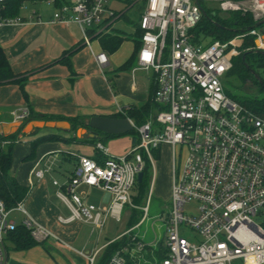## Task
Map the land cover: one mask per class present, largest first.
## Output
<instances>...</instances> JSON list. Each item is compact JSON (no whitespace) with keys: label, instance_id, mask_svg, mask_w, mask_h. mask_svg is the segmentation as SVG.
I'll use <instances>...</instances> for the list:
<instances>
[{"label":"built area","instance_id":"built-area-1","mask_svg":"<svg viewBox=\"0 0 264 264\" xmlns=\"http://www.w3.org/2000/svg\"><path fill=\"white\" fill-rule=\"evenodd\" d=\"M5 1L0 0V11ZM108 1L46 3L58 5L54 22L75 23L90 47L91 30L106 33L100 28L111 26L116 18L107 9ZM120 1L145 5L137 27L141 34L136 38V62L140 69L154 74L155 110L141 125L130 120L138 142L125 155L115 156L97 143L95 158L79 156L71 178L64 184L53 182L59 189L57 197L71 213L68 218L59 217V222H82L103 230L108 219L121 221L124 209L133 206L131 193L139 174L144 175L148 164L153 168L155 151L169 146L171 205L163 221L167 256L160 264H264V117L232 100L225 89L245 35L206 43L194 33L204 17L205 1L218 2L225 12L251 15L257 24L264 21V0ZM106 12L108 18L103 19ZM21 22V17L4 18L0 14V27ZM261 28L248 33L258 42L254 48L257 52H264ZM93 54L100 67L108 64L106 53ZM28 117L29 110L25 109L15 119L25 122ZM44 159V167L34 173L39 180L51 174L55 166L51 155ZM82 186L105 192L111 203L107 207L86 205V195L78 193ZM192 202L198 205L197 214L188 216L185 206ZM142 210L146 217L148 204ZM14 212L25 215L20 225L36 243L52 237L29 217L22 202L9 209L0 199V264L8 262L7 237L19 225L11 218ZM183 228L190 229L195 238L186 237ZM136 239L133 236V253H141L146 245ZM124 253L117 252L108 264H127ZM89 264H94V257Z\"/></svg>","mask_w":264,"mask_h":264},{"label":"crops","instance_id":"crops-1","mask_svg":"<svg viewBox=\"0 0 264 264\" xmlns=\"http://www.w3.org/2000/svg\"><path fill=\"white\" fill-rule=\"evenodd\" d=\"M51 6L53 9L45 13L41 10L21 13L23 22L0 27V48L15 76L13 80L0 84V123L15 122L16 115L28 109V119L67 121L72 126L70 133L43 129L33 135L17 136L10 174L28 189L22 203L29 217L50 231L52 237L45 243L21 249L8 236L7 264H89L91 257H94V264H102L107 246L117 239L100 245L102 230L93 225L60 223L59 217L68 218L71 213L57 197L59 189L53 182H58L57 177L61 176L66 180L63 184L66 183L75 171L79 156H97L95 145L89 138L72 140L78 138L77 131L83 129V125L86 126L92 117L122 118L120 114L147 106H152L150 117L155 110L153 95L157 84L151 71L137 65L136 38H128L117 51L110 53L104 50L94 34L90 35L93 39L89 47L75 23L53 21L58 5ZM99 52L108 57V64L103 68L93 54ZM127 62L131 65L123 69ZM21 79L26 80L23 89L14 82ZM51 135L63 141L42 143L32 153L35 141ZM120 136L101 134L97 140L108 146L113 155L123 156L132 148L133 138L119 149L111 140ZM86 145L91 146L92 153L85 152ZM50 155L55 159L53 171L42 180L36 179L34 173L44 167V158ZM60 157L63 166L57 167ZM70 161H73L74 169L69 173L65 166ZM169 175L172 187V167ZM78 193L86 195V199L91 195L98 197L99 207H107L112 200L105 192L86 186L80 187ZM24 219L23 215L21 222L17 223L20 225ZM97 233L96 239L94 235ZM132 254L140 255L133 251Z\"/></svg>","mask_w":264,"mask_h":264},{"label":"trees","instance_id":"trees-1","mask_svg":"<svg viewBox=\"0 0 264 264\" xmlns=\"http://www.w3.org/2000/svg\"><path fill=\"white\" fill-rule=\"evenodd\" d=\"M47 1L49 0H6L4 3L5 7L0 11V14L4 18H17L20 17L22 7L26 2L37 3ZM203 9L206 13V16L203 17L201 23L194 31L195 35L199 39H201L202 42L211 43L215 40L227 42L239 35H245L243 44L239 49L240 54L233 59L232 69L227 74L225 80L226 94L232 100L245 107L247 110L253 112L258 116L264 117V96L258 97L255 95H231L226 88L228 76L232 75L235 78L241 79L248 88L257 86L258 88H260V91H264V82L258 83V81L251 73V70H253L251 62H256V58L260 57L259 52L254 50L256 46V38L248 34L249 29L254 28L256 23L253 21L252 16L248 14L242 15L240 13H232L230 18L222 20L216 15L213 16L204 7ZM93 33L94 30L90 32V35H93ZM103 34L104 35L99 37L100 43L104 50L110 53L117 51L121 44L129 38L125 32L120 30H114V32L112 33ZM140 34L141 33L139 29H137V37H140ZM244 56L245 59L243 60ZM235 59L236 62L234 63ZM130 65V62H127L123 66V69L129 68ZM14 78L15 76L10 69L6 56L4 55L3 50L0 48V84L9 82ZM14 82L19 84L23 89L26 80L21 79L15 80ZM151 111L152 106H147L142 109H131L126 114H120V117L123 118L126 116L134 120L137 125H141L147 121ZM29 120H31V117L27 121H25V123ZM82 128H87V126L83 125ZM129 134L133 138V147L138 142V139L136 137L135 131H132ZM18 135L19 134H15L9 137L0 136V199L5 202L6 206L9 209L14 208L18 203L22 202L28 194V189L20 185L17 179L10 174L13 163L12 149ZM72 140L79 141V139L76 137H74ZM88 140L94 145L98 143V140ZM58 141H63V139L53 135L40 138L32 144V153H34L37 146L42 143ZM159 154V150L155 151L154 156L156 160L159 159ZM151 169V166L148 164L144 171V177L142 181L140 183L137 182L136 184V186L140 185V196L142 197L141 199H143L145 195V190L148 186L147 184L149 181ZM135 214L136 212L134 211L130 228L134 225H137V223H139L140 221L139 219H136ZM8 236H10V238L18 245V248L21 249H28L33 245L38 244L32 239V237L30 236V232L23 225H18L16 229ZM122 238L124 239L121 240ZM122 238L117 239L107 246L102 264H108L110 259L117 252L122 251H125L124 256L127 260V264H160L167 256L166 248H151L149 246H147L144 252H141L140 255L132 254L133 249H135L136 241H133L130 237L126 236Z\"/></svg>","mask_w":264,"mask_h":264},{"label":"rangeland","instance_id":"rangeland-1","mask_svg":"<svg viewBox=\"0 0 264 264\" xmlns=\"http://www.w3.org/2000/svg\"><path fill=\"white\" fill-rule=\"evenodd\" d=\"M203 7L209 11L211 14H215L218 18L222 20H226L231 17L230 12H225L220 8V4L216 1H205L203 2ZM51 4L45 2H37L31 3L26 2L21 10L22 14H26L29 12H33L35 10H41V12L45 13L52 10ZM107 9L115 13L116 18H114L111 22V26H103L100 28V31L107 32H114V30H121L124 31L129 38L132 39L138 38L136 35L137 27L140 22L141 16L144 12L145 5L143 2L138 4H130L126 1L120 0H109L107 3ZM109 12H106L103 15L104 18H108ZM261 27H259L260 29ZM261 29H264V25ZM98 31V30H97ZM99 33V32H98ZM96 32L93 33V35ZM131 45V41L128 42ZM256 42L255 39V45ZM260 54V53H259ZM262 57V58H261ZM257 60V61H256ZM256 62L252 61L251 64L253 66L254 72L259 76L262 82H264V56L260 54V57L256 58ZM259 61V62H258ZM236 59L234 60V63ZM259 83V82H258ZM226 88L231 95H255L258 97L264 96V91H260V88L257 86L247 87L241 79L235 78L232 75L228 76L226 82ZM35 134L37 132H34ZM33 135V134H32ZM78 139H82V134L78 136ZM111 141L115 142V147L120 149L121 146H125L126 143L132 141V136L130 134L120 136L117 138L112 139ZM120 146V147H119ZM85 152L92 153V148L90 145L84 146ZM108 147V146H107ZM114 147V148H115ZM122 154V153H121ZM123 155V154H122ZM125 155V154H124ZM186 156L185 150L182 151V159ZM61 160V161H60ZM63 158L60 157L57 162L58 166H63L62 161ZM66 170L70 173L74 169L73 161L66 164ZM172 167V150L169 146H163L161 149V156L160 159L154 161L153 168L150 171V177L148 181V186L145 190V195L143 199L140 196V185L136 186L132 190V203L133 206H127L122 214L121 221L117 222L113 219H108L105 227L101 233V244H108L111 241L118 239L120 236L125 234L130 229L133 231L126 235V237H130L133 240V236L137 237V241L143 242L145 245L151 248H158L163 247L165 248V225H164V218L169 211L171 205V182H170V175L169 170ZM57 180L60 184H63L64 180L63 177H57ZM66 181V180H65ZM149 198V200H148ZM138 200V201H136ZM100 199L94 196H89L85 199L86 205H94L96 207L100 206L99 203ZM148 204V214L145 217L143 212V208L146 207ZM198 210V205L195 202L189 203L185 206L186 215H196ZM136 212V219L140 220L137 225H134L130 228L131 221L133 220L132 216ZM25 217V215H24ZM145 217V219H144ZM11 218L15 219L18 223L21 222L23 218V214L21 213H13ZM144 219V220H143ZM143 220V222H142ZM182 233L190 238L194 239L195 235L190 231L188 228H183ZM94 237L98 238V233L94 235ZM94 238V239H95ZM122 238L121 240H123ZM119 240V241H121Z\"/></svg>","mask_w":264,"mask_h":264},{"label":"water","instance_id":"water-1","mask_svg":"<svg viewBox=\"0 0 264 264\" xmlns=\"http://www.w3.org/2000/svg\"><path fill=\"white\" fill-rule=\"evenodd\" d=\"M203 15L206 16L204 9H202ZM215 16V14H213ZM264 25V21L257 23L254 28H250L249 31L257 29ZM100 34V33H98ZM97 34V35H98ZM95 35L94 38L97 36ZM93 39V38H92ZM264 56V52H259ZM245 56L243 57V60ZM254 78L262 83L259 76L251 70ZM87 128L79 129L77 131V137L80 135L79 132L82 133V139L85 137L91 140H97L99 135H109V136H120L126 135L133 131V126L130 123L128 118H113V117H102L96 116L92 117L87 123ZM43 129L49 130H58L66 133H70L72 131V126L67 121H43V120H31L28 122H19L15 121L12 123H0V136L9 137L15 134H20V136H28L33 132ZM144 175L141 173L138 176V182L140 183L143 179Z\"/></svg>","mask_w":264,"mask_h":264},{"label":"flooded vegetation","instance_id":"flooded-vegetation-1","mask_svg":"<svg viewBox=\"0 0 264 264\" xmlns=\"http://www.w3.org/2000/svg\"><path fill=\"white\" fill-rule=\"evenodd\" d=\"M102 35H103V33L98 34V35L95 37V39H98V38L101 37Z\"/></svg>","mask_w":264,"mask_h":264},{"label":"bare ground","instance_id":"bare-ground-1","mask_svg":"<svg viewBox=\"0 0 264 264\" xmlns=\"http://www.w3.org/2000/svg\"><path fill=\"white\" fill-rule=\"evenodd\" d=\"M82 132L80 131L79 134H81Z\"/></svg>","mask_w":264,"mask_h":264}]
</instances>
